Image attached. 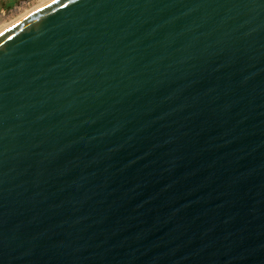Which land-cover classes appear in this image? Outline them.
Segmentation results:
<instances>
[{
	"label": "water",
	"instance_id": "water-1",
	"mask_svg": "<svg viewBox=\"0 0 264 264\" xmlns=\"http://www.w3.org/2000/svg\"><path fill=\"white\" fill-rule=\"evenodd\" d=\"M0 264H264V0L0 32Z\"/></svg>",
	"mask_w": 264,
	"mask_h": 264
},
{
	"label": "rangeland",
	"instance_id": "rangeland-1",
	"mask_svg": "<svg viewBox=\"0 0 264 264\" xmlns=\"http://www.w3.org/2000/svg\"><path fill=\"white\" fill-rule=\"evenodd\" d=\"M46 1L47 0H0V32L38 10L39 7H43L44 3H50L53 0ZM45 5L47 4H44V6ZM36 7H38V9Z\"/></svg>",
	"mask_w": 264,
	"mask_h": 264
},
{
	"label": "bare ground",
	"instance_id": "bare-ground-1",
	"mask_svg": "<svg viewBox=\"0 0 264 264\" xmlns=\"http://www.w3.org/2000/svg\"><path fill=\"white\" fill-rule=\"evenodd\" d=\"M45 1V0H44ZM47 1H49V0H47ZM46 1V2H47ZM43 3V2H42ZM44 4H48V2L47 3H44ZM44 4H43V6H44ZM40 6V5H39ZM42 7V6H41ZM41 7H39V8H41ZM37 9H38V7H36ZM36 10V9H35ZM28 13V12H27ZM9 24V23H8Z\"/></svg>",
	"mask_w": 264,
	"mask_h": 264
}]
</instances>
